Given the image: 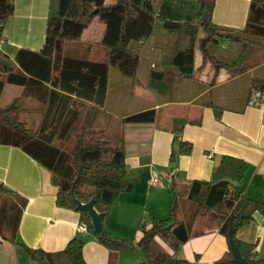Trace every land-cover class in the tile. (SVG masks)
I'll return each mask as SVG.
<instances>
[{"label": "trees", "instance_id": "trees-1", "mask_svg": "<svg viewBox=\"0 0 264 264\" xmlns=\"http://www.w3.org/2000/svg\"><path fill=\"white\" fill-rule=\"evenodd\" d=\"M197 9L190 24L175 22L164 11L163 0H50L46 41L40 51L22 48L11 58L0 47V99L7 84L25 87L24 94L9 104H0V144L16 146L52 173L58 187L57 203L81 214V223L111 252L115 264L123 243L135 245L111 234L107 229L97 235L86 211L74 201L71 191L83 203L96 199L97 209L106 215L120 202L122 193L134 188L127 174L123 131L107 133L98 125L96 110L105 106L112 66L125 76L136 77L142 61L141 41L156 33L157 25L169 32L185 27L191 41L177 48L162 62L171 84L195 75L197 47L204 61L216 68L225 67L231 78L246 75L264 63V0H251L247 23L233 28L214 22L217 0H193ZM15 13L14 0H0V46L5 24ZM103 24L102 38L88 40L84 34L94 24ZM202 33L201 37L200 34ZM239 44L231 52L224 44ZM75 43L69 46L68 43ZM95 44L109 48V62L89 58ZM70 45V44H69ZM161 73L154 71L153 76ZM251 90L264 94V77H253ZM35 100L36 110H26V100ZM28 112L36 114L27 117ZM221 108L216 109L218 117ZM156 119V109H147L124 117V123H149ZM193 145L181 142L180 152L190 154ZM172 153V160L175 158ZM248 163L241 158L225 156L211 181L193 180L171 188V212L166 219L154 213L152 224L142 223L137 248L146 259L138 264H181L176 257L190 239V227L179 221V202L191 201L194 218H206L211 231L219 230L228 241V250L218 264H235L230 247V234L242 256L250 262L264 264L257 244L237 237L240 229L251 223L264 204L244 193L242 184ZM228 179L238 181L234 185ZM27 199L0 182V237L23 248L31 264H87L84 240L76 236L63 250L48 252L30 248L17 241V234Z\"/></svg>", "mask_w": 264, "mask_h": 264}, {"label": "crops", "instance_id": "crops-1", "mask_svg": "<svg viewBox=\"0 0 264 264\" xmlns=\"http://www.w3.org/2000/svg\"><path fill=\"white\" fill-rule=\"evenodd\" d=\"M165 1L168 18L185 24L194 20L197 5L193 0ZM14 3L15 13L5 24L0 46L13 59L22 48H43L50 0ZM250 4L251 0H217L214 22L243 28ZM180 32H169L159 22L156 33L141 41L138 75L125 76L112 66L105 106L96 110L98 125L107 128V133L114 136L123 131L127 174L134 180L133 190L122 193L120 202L105 216V228L111 234L135 243L134 250L124 248L119 252L115 264L141 263L133 261V251L139 249L142 223L150 226L152 213L160 219L168 218L171 188L193 180L211 181L225 156L248 163L244 193L264 204V94L251 90L252 78L264 77V63L246 75L231 78L227 68H216L204 58L198 63L196 59L194 77L171 84L164 73L168 67L162 62L177 46L190 43L188 30L184 27ZM223 44L231 52L239 49L236 42L224 40ZM146 54L155 59L144 63ZM154 71L160 76H153ZM19 87L20 94H24L25 87ZM217 108H221L220 117ZM147 109H156L154 122L121 124L124 117ZM181 142L193 145L190 154L180 152ZM173 152L176 155L172 160ZM0 182L27 199L17 234L19 243L56 252L79 236L85 242L87 264H112L110 250L91 231H80V212L58 205V187L51 171L24 150L0 144ZM179 206L178 219L189 225L191 236L176 257L184 260L181 264H218L228 250L226 237L219 230L211 231L205 219L192 217L191 201L182 198ZM237 237L256 243L258 256L264 259V209L256 212L254 220L240 229ZM0 264L31 261L20 245L0 237Z\"/></svg>", "mask_w": 264, "mask_h": 264}, {"label": "rangeland", "instance_id": "rangeland-1", "mask_svg": "<svg viewBox=\"0 0 264 264\" xmlns=\"http://www.w3.org/2000/svg\"><path fill=\"white\" fill-rule=\"evenodd\" d=\"M114 0H108V2H113ZM103 31H104V25L102 24H94L90 30H88L84 37H83V40L84 41H78L77 42V46H82L84 45V43H86V41L88 40H92V41H96V40H99L102 38V35H103ZM73 43V42H71ZM70 42L67 44L68 47L70 46L69 44H71ZM89 58L91 60H95V61H99V62H109V59H110V51H109V48L105 45H99V44H95L93 46V48L91 49V52H90V56ZM153 60L155 59L153 55L151 54H146L145 58L143 59V62H148L150 60ZM197 62H203V57H202V54L199 50H197ZM22 96L20 94V87L18 85H14V84H7L6 87H5V90L2 94V97L0 99V104L1 105H7L9 104L14 98L16 97H20ZM26 100V107L25 108H28L26 110H36V106H35V103L32 101V100H29V99H25ZM27 117H31V118H35L37 115L36 114H29L28 112H26L25 114ZM201 219H205L204 217H200ZM134 253V256H135V259L133 261H139V262H142V261H145L146 259V256H145V253L142 249H138V250H135L133 251ZM132 253V254H133Z\"/></svg>", "mask_w": 264, "mask_h": 264}, {"label": "water", "instance_id": "water-1", "mask_svg": "<svg viewBox=\"0 0 264 264\" xmlns=\"http://www.w3.org/2000/svg\"><path fill=\"white\" fill-rule=\"evenodd\" d=\"M228 181L233 183L236 186L239 185L238 181H233L232 179H228ZM70 193L73 196V199L77 203L78 207L81 210L86 211L89 214V216L91 218V224L93 226L95 233L97 235H101L106 229L105 228V216H106V214L100 212L97 209L96 199H92L88 203H83L76 198V196L74 195V190H72ZM229 243H230V247H231V250L233 253V262L235 264H259L257 262H250L242 256L238 246L234 242L232 234H230ZM123 247L126 249H131V250L135 249V246L129 245L127 243H123Z\"/></svg>", "mask_w": 264, "mask_h": 264}, {"label": "built area", "instance_id": "built-area-1", "mask_svg": "<svg viewBox=\"0 0 264 264\" xmlns=\"http://www.w3.org/2000/svg\"><path fill=\"white\" fill-rule=\"evenodd\" d=\"M2 43H3V42H2ZM258 103H259V102L257 101L256 104H258ZM151 181L154 182V183H158V182H159L158 179H152ZM79 229H80V231H82V232H88V231H89V229H88V225L85 224V223H80V225H79Z\"/></svg>", "mask_w": 264, "mask_h": 264}]
</instances>
